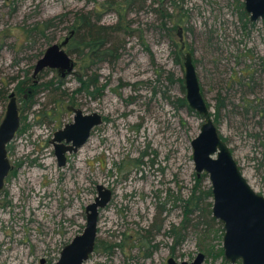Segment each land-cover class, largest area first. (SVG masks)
<instances>
[{"label":"rangeland","instance_id":"rangeland-1","mask_svg":"<svg viewBox=\"0 0 264 264\" xmlns=\"http://www.w3.org/2000/svg\"><path fill=\"white\" fill-rule=\"evenodd\" d=\"M172 1L0 0V122L10 93L20 117L0 191V264H53L82 233L97 185L111 198L98 209L94 251L83 264L190 263L198 253L203 264H231L209 178L195 171L190 144L203 119L186 103L183 59L193 56L215 126L264 197V21L241 14L245 0H183L177 9ZM79 14L93 25L98 18L94 37L105 38L113 55L85 61L79 44L69 53L70 75L46 70L38 84L54 85L17 96V81L30 79L36 60L68 36ZM44 23L42 34L33 31ZM57 80L63 86L53 91ZM71 105L104 122L60 168L49 141L72 123Z\"/></svg>","mask_w":264,"mask_h":264},{"label":"water","instance_id":"water-1","mask_svg":"<svg viewBox=\"0 0 264 264\" xmlns=\"http://www.w3.org/2000/svg\"><path fill=\"white\" fill-rule=\"evenodd\" d=\"M245 9L251 20H264V0H245ZM178 36L181 37L179 30ZM66 43V41H65ZM52 44L39 58L33 68V76L45 69H56L63 77L72 71L73 63L61 50L65 44ZM185 100L188 107L203 119L200 134L190 147L198 176L209 178L213 196V217L224 227L223 249L225 259L236 264H264V197L257 194L242 175L233 155L214 124L211 110L201 92L193 58L186 53L183 59ZM72 111L73 122L53 135L52 143L59 166L64 164L66 152H77L89 139L91 130L101 124L97 113L83 114L79 109ZM19 114L14 93L8 95L4 118L0 123V190L10 171L6 146L13 140L19 129ZM64 142L66 145L61 144ZM98 196L94 203L85 208L86 224L81 235L75 237L61 252L55 264H83L94 246L98 209L110 199V192L96 187ZM204 254L194 262L180 264H203ZM168 264H177L172 259Z\"/></svg>","mask_w":264,"mask_h":264},{"label":"trees","instance_id":"trees-1","mask_svg":"<svg viewBox=\"0 0 264 264\" xmlns=\"http://www.w3.org/2000/svg\"><path fill=\"white\" fill-rule=\"evenodd\" d=\"M81 22L83 24V28H81V30L83 31L84 34L86 33L85 34L86 38H84L85 41L79 42V43L75 41L77 37V26L74 23L73 27L71 26L72 30H74V35L71 38L69 48L72 50H76L78 47H80L79 44H81L83 53H84V50H86V53L84 55L85 61H94V60L106 61L107 55H109L110 57L113 55L110 49L109 42L107 44V40H105V38L102 39L99 34L94 37L93 32L97 30L95 29V27H93V25H91V23L88 20V17L86 18V16L82 15ZM47 28H48V25L46 23H44L43 25L37 24L36 27L33 28V31L39 32L42 34V32L47 30ZM48 83H49L48 85L46 83L42 85H39L38 83L33 84V81L31 78L30 79L24 78L22 80L20 79L17 81L14 91L17 96H21L25 92V94L32 93L33 97H35L36 94H38L42 90L43 88L42 86H49V85L55 84V83H52V81H49ZM62 86H63V83L57 80L56 88L53 91H58ZM79 92H80V89H78L77 93ZM3 94L0 93V99L2 101L4 100V97H5V95ZM181 102L183 104L184 100H181ZM207 194L209 196H212L211 191H209Z\"/></svg>","mask_w":264,"mask_h":264},{"label":"flooded vegetation","instance_id":"flooded-vegetation-1","mask_svg":"<svg viewBox=\"0 0 264 264\" xmlns=\"http://www.w3.org/2000/svg\"><path fill=\"white\" fill-rule=\"evenodd\" d=\"M160 3H163L165 0H158ZM183 0H173L172 1V3H173V8L174 9H177V5H176V3L177 2H182ZM175 5V6H174ZM240 12H241V14L243 15V16H245V17H249V20H250V22H252V23H254V22H257L258 20H263V19H258V20H256V21H252L251 20V14H249L247 11H246V9H245V2H244V5H243V7H242V9L240 10ZM158 15H159V17H161V19L162 20H167V18H171V16L167 13V12H165V13H161L160 11H158ZM83 16H85V15H83ZM88 16H86V18H87ZM81 18H82V15L81 14H79V16H77V18H76V20H74L73 21V23H72V27H73V24L75 23V25L77 26V35L78 34H81V33H83V31L81 30V28H83V24H82V22H81ZM88 20H89V18H88ZM264 21V20H263ZM90 22V21H89ZM96 24V25H95ZM95 24L93 25V24H91V25H93V26H97V24H98V18L96 19V22H95ZM102 29H104V31H106V30H111V31H113V32H118V31H120V30H118L119 28L118 27H116V26H112L111 28H108V27H104L103 26V28ZM123 29V28H122ZM179 30L180 31H182L183 29H181V27H178L177 28V37H178V39H179V44H180V49H184V44H183V40H182V38L181 37H179L178 36V32H179ZM122 31V33H124V30H121ZM74 35V30H72V28L70 27V31H69V33H68V36L61 42V43H59L58 45H61V44H63V43H65V41H66V43L62 46V48H61V50H63V52L69 57V59L72 61V63H73V68H72V71L71 72H69V73H65V75L62 77L61 76V73L58 71V70H56V69H45V70H43V71H41V72H39L37 75H35V76H33V70H32V74H31V79H32V81H33V84H35V83H38V77H39V75L40 74H42L44 71H46V70H51V71H56V73H57V75H58V77H59V79H64L67 75H70L72 72H73V70H74V67H75V65H74V61L70 58V56H69V53L72 51V49H70L69 48V46H70V41H71V38H72V36ZM182 35V34H181ZM66 48V49H65ZM43 55V54H42ZM42 55L39 57V58H41L42 57ZM190 55H191V53H190ZM38 58V59H39ZM191 58H193V56H191ZM37 59V60H38ZM260 59V61H262L263 60V58H259ZM36 60V61H37ZM95 61H97V60H95ZM36 63V62H35ZM194 63V62H193ZM263 67V70H264V65L262 66ZM201 87V86H200ZM69 108H72V109H76L73 105H71V106H67V111L68 112H71L72 113V122H73V116H74V114H73V112L72 111H69ZM18 109V108H17ZM18 114H19V112H18ZM84 114V113H83ZM88 115V114H87ZM101 117V124L100 125H102L103 124V118H102V116H100ZM19 120H20V117H19ZM1 123V122H0ZM19 123H20V121H19ZM71 124V123H70ZM67 125V124H66ZM100 125H98V126H100ZM98 126H96V127H94L92 130H91V132H90V136H91V133H92V131L95 129V128H97ZM19 127H20V124H19ZM64 128V127H63ZM63 128H61V129H59V130H62ZM19 130V129H18ZM59 130H57V131H59ZM57 131H55L54 133H56ZM54 133H53V135H54ZM16 135V134H15ZM90 136H89V138H90ZM14 138H15V136H14ZM13 138V139H14ZM52 140H53V137H52V139L49 141L50 142V144L53 146V154H54V156H55V152H54V144L52 143ZM13 141V140H12ZM11 141V142H12ZM11 142L6 146V153H7V158H8V161H9V157H8V152H7V148H8V146L11 144ZM61 144H64L65 146H68V145H66L64 142H62ZM75 153H77V152H66L65 154H64V164L62 165V166H59L58 165V163H57V166L58 167H64L65 166V164H66V160H67V155H69V154H75ZM55 158H56V156H55ZM56 161H57V158H56ZM9 164H10V161H9ZM10 171L12 170V165L10 164ZM241 170V169H240ZM10 171H9V173H10ZM9 173H8V175L6 176V178L4 179V182H3V186H4V183H5V180L8 178V176H9ZM204 175H206V174H204ZM97 187V186H96ZM96 187H95V189H96ZM3 188V187H2ZM2 190V189H1ZM0 190V191H1ZM109 191V190H108ZM96 192H97V189H96ZM110 192V191H109ZM98 196V193H97V195H96V197ZM95 197V198H96ZM95 198H94V200H95ZM110 198H111V193H110ZM110 200V199H109ZM109 202V201H108ZM94 203V202H93ZM108 204V203H107ZM106 204V205H107ZM105 205V206H106ZM85 219H86V212H85ZM85 228V227H84ZM84 230V229H83ZM83 232V231H82ZM82 234V233H81ZM81 234H79V235H81ZM79 235H77V236H79ZM77 236H74L66 245H64L63 247H62V249H61V251H60V253H59V257H60V254H61V252H62V250L75 238V237H77ZM96 237V236H95ZM94 247H95V240H94V246H93V250H92V252H91V254L93 253V251H94ZM199 254H203V253H198L197 254V256L193 259V261H191V262H194L195 261V259L198 257V255ZM59 257H58V259H59ZM89 258V257H88ZM58 259L53 263V264H55L57 261H58ZM169 259H172V258H169ZM169 259H167V261H166V263L168 264V260ZM88 260V259H87ZM173 260V259H172ZM175 263H177V264H180V263H178V262H176L175 260H173ZM205 261V260H204ZM190 262V263H191ZM182 263V262H181ZM237 263H240L241 264V261H239V262H237ZM236 263V264H237ZM40 264H44V260H40Z\"/></svg>","mask_w":264,"mask_h":264},{"label":"bare ground","instance_id":"bare-ground-1","mask_svg":"<svg viewBox=\"0 0 264 264\" xmlns=\"http://www.w3.org/2000/svg\"><path fill=\"white\" fill-rule=\"evenodd\" d=\"M16 85V84H15ZM97 238V237H96Z\"/></svg>","mask_w":264,"mask_h":264}]
</instances>
